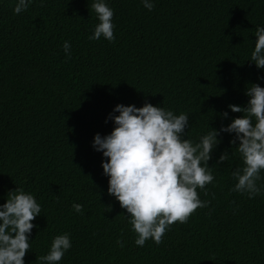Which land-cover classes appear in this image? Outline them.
Segmentation results:
<instances>
[{"label": "trees", "instance_id": "obj_1", "mask_svg": "<svg viewBox=\"0 0 264 264\" xmlns=\"http://www.w3.org/2000/svg\"><path fill=\"white\" fill-rule=\"evenodd\" d=\"M15 2L0 0V204L22 188L41 205L25 264H40L64 233L72 247L59 264H264V190L252 199L230 191L243 167L233 136L218 137L209 167L232 155L213 167L207 195L197 189L209 206L143 247L92 147L95 134L113 130L105 121L117 104L188 114L185 138L194 143L241 116L228 105L245 106L249 84L264 87V70L248 61L264 0H154L151 11L141 0H107L113 42L89 39L93 0H33L19 15Z\"/></svg>", "mask_w": 264, "mask_h": 264}, {"label": "clouds", "instance_id": "obj_2", "mask_svg": "<svg viewBox=\"0 0 264 264\" xmlns=\"http://www.w3.org/2000/svg\"><path fill=\"white\" fill-rule=\"evenodd\" d=\"M32 3L33 0H16L14 14L27 11ZM141 3L148 11L155 6L154 0ZM91 10L97 23L89 39L113 42L114 11L107 0H93ZM255 37L248 61L264 70V26L256 27ZM62 47L70 58V42L65 41ZM249 85L244 92L248 97L245 106L228 105L232 113L242 115L232 118L226 126L221 124L219 129L210 127L195 143L185 138V129L191 125L184 112L177 115L163 106L145 102L142 107L117 104L108 114L105 122L111 120L113 130L104 136L95 134L92 147L106 158L101 166L108 177V194L129 214L126 217L137 235L136 246L143 247L149 239L159 245L171 225L187 223L198 208L209 206V201L199 198L197 189L205 190L207 195L205 186L214 181L213 167H219L232 155L223 152L216 164L209 167L222 134L233 136L229 143L237 145L235 149L243 161V167L231 173L236 183L230 191L246 194L249 199L262 193L264 189L257 181L264 171V87ZM220 115L222 119L229 118L228 111ZM72 207L76 213L83 210L77 203ZM41 212L32 193L16 188L7 194L6 202L0 204V264H25L30 236L36 227L32 221ZM71 247L68 233L54 236L47 254L39 257L40 264H59Z\"/></svg>", "mask_w": 264, "mask_h": 264}]
</instances>
